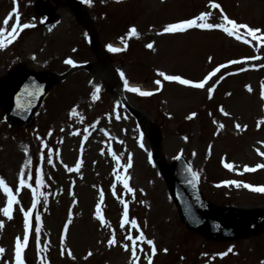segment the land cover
<instances>
[{
	"label": "rangeland",
	"instance_id": "1",
	"mask_svg": "<svg viewBox=\"0 0 264 264\" xmlns=\"http://www.w3.org/2000/svg\"><path fill=\"white\" fill-rule=\"evenodd\" d=\"M36 1L17 0L20 23L35 27L22 30L0 49V76L23 64L62 73L70 67L63 62L67 58L75 64L90 62L92 67L76 69L55 84L36 119L26 127L7 124L0 105V178L19 201L12 205V219L0 213V248L5 250L0 264H14L15 238L23 240L20 209L31 207L37 167L41 186L29 217V239L22 252L25 264H133L131 242L124 237L129 231L133 237L138 233L130 222L120 227L124 211L121 199L127 203L129 221L135 219L140 232L154 242L152 264H261L264 228L237 239L211 238L190 229L169 198L159 160L170 165L176 154H182L197 174L202 195L213 205L238 211L264 210V193L223 183L235 180L241 185L264 186V167L252 175L245 176L243 171L245 166L264 165V156L258 154L264 152V100L260 97L264 43L257 45L246 37L250 43L245 44L217 28L214 30L221 33L208 29L162 31L169 23L201 12L210 13L207 22L223 23L222 10L227 18L264 33V0H91L90 6L79 0L86 25L95 28L98 53L91 50L87 26L76 22L68 5L50 1L53 15L45 20L33 9ZM210 3L220 8H210ZM12 6V0H0V21ZM42 19L44 23H40ZM132 27L136 37L126 35ZM114 43H120L123 50L109 52L107 46ZM148 43L153 44L152 49L145 47ZM231 60L241 62L228 64ZM220 64L227 67L211 77L203 89L164 81L158 75L177 73L199 81ZM120 72L127 83L132 81L136 88L153 94L140 96L128 91ZM157 79L161 80L159 90L154 83ZM213 85L209 98L207 88ZM221 107L228 116L219 111ZM73 108L75 116L71 115ZM192 113L196 115L186 119ZM149 125L155 129L153 134ZM49 149L51 165L47 163ZM109 150L122 165L130 159V167H117ZM77 159L81 161L78 171L68 172L66 168L75 167ZM26 161L30 163L24 178L31 187L16 193ZM224 163L233 164L234 169L229 171ZM116 172L128 177L133 192L128 193L117 181ZM97 202H101L108 227L95 218ZM6 203L7 197L0 191V208ZM113 234L117 243L109 246L107 240ZM138 244L137 264H148L144 257L151 255L149 246ZM120 245H128L129 250Z\"/></svg>",
	"mask_w": 264,
	"mask_h": 264
},
{
	"label": "snow or ice",
	"instance_id": "2",
	"mask_svg": "<svg viewBox=\"0 0 264 264\" xmlns=\"http://www.w3.org/2000/svg\"><path fill=\"white\" fill-rule=\"evenodd\" d=\"M117 2H119V0H117ZM16 3H17V0H12L13 6H12L11 10L7 13V15L3 18V20L0 21V49L5 48L8 44L12 43L17 38V36L19 35V33L22 30L35 27V24H33V23H20V16H19V13H18V10L16 7ZM81 3L88 4L90 6L91 0H81ZM209 6H210V8H216V9L220 8V6L216 3H210ZM209 15H210V13L201 12L193 18L184 19V20L174 22V23H169L163 27L162 31H163V33H177V32H184L187 29H193V28H195V29H208V30L213 29V28H217V29L222 30L229 37H235L237 40H243V43H245V44L250 43L249 39H247L246 37H250L252 41H255L257 43V45L264 43V33H262L259 28L254 29V28H251L245 24L237 23L234 20L227 18V16H224L222 10H221V15L223 16V23L213 24V23L207 22ZM9 21H13L11 23L10 27H9ZM40 23H44V20L42 19L40 21ZM241 29L244 30L243 34L240 32ZM50 30L51 29H49V31ZM126 35L128 37H136L138 34H137L136 29L134 27H132V28L128 29ZM121 40L123 42L124 38L121 37ZM145 47L152 49L153 44L148 43L145 45ZM107 50L109 52H120L123 49L112 47L111 45H108ZM73 51H75V49H73ZM63 62L66 65L75 66V63L71 58H67ZM240 62L241 61H238V60H231V61H228V64H238ZM226 67H227V65H225V64L218 65L216 68H214L212 71H210L207 75H205L203 77V79L199 80L198 82H193L191 80L184 79L178 75H166L164 72H158V75L160 77H162L164 81H169V82L174 81V82H177L181 85L189 86L191 88L203 89V88H205L206 83L209 81V79L211 77H213L216 73L220 72L221 69L226 68ZM120 78L122 80H124L123 72H120ZM223 78H224L223 76L220 77L221 80ZM154 83L157 85V90H159V86L161 85V80L157 79L154 81ZM217 83H219V80L217 81ZM124 86L128 91L138 93L140 96H150L153 94L152 92H149V91H141L140 89H138L136 87H129L126 80H124ZM214 87H215V85H213V87L207 88V93H208L209 98H211V96H212ZM25 90L27 91V89H25ZM98 91H99L98 88L95 91H93V93H92L93 99H96V93ZM248 91H251L250 87L248 88ZM260 97L262 100H264V84L261 85ZM219 111L225 116L229 115L227 112H224L222 107L219 109ZM71 115H73V116L76 115V109L75 108H73L71 110ZM195 115H196L195 113H192L190 116L186 117V119H191ZM214 123H215V121H214ZM94 126L95 125H92V127H94ZM220 127H223V125H221ZM236 128L239 129L240 125L237 124ZM85 131H87V130H85ZM105 135H107V133H105ZM86 138H87V136H85V139ZM48 153L49 154L47 156V163L49 165H51L53 163L51 149L48 150ZM109 154L112 155L113 160H115L117 162V167H119V168L130 167V164H131L130 159H129L128 164L122 165L119 163L118 157L116 155L112 154L110 150H109ZM258 154L264 156V152H260ZM57 155H58V153H57ZM149 162H151V159L149 160ZM29 163H30V161H26L25 165L21 166L20 173H19V185L16 187V190H15L16 193H19V191L22 187L23 188L31 187L27 183V180L24 178V169L27 166V164H29ZM80 165H81V161L79 159H77V161L75 163V167H67L66 170L70 173L78 171ZM224 167L227 168L229 171H232L234 169V165L231 163H224ZM262 167H264V165H262V164H257L255 166V168H250L248 166H245L243 171L244 172H252V171H255L257 168H262ZM186 170L191 175L192 181H195L197 179V174L195 172L191 171L190 166H188L186 168ZM114 171H115V169H114ZM116 179L120 184L123 185V188L128 193L133 192V189L128 184V177L127 176L123 175L122 173L116 172ZM35 183H36V187L32 189L31 207H29L26 211L23 208L20 209V211L23 213V240L21 241L20 237L15 238V249H14L15 261H14V264H25V262L22 258V252L28 244L29 227H30L29 217L32 214L33 209H35V207H36L38 189L41 186L40 169L38 167L35 170ZM223 183L225 185L232 184V185H235L236 187L243 186L244 188L249 189L250 191L264 193V186H252V185L247 184V183H244L243 185H241L240 181H235V180H227V181H223ZM217 186H219V185H217ZM0 191H2L4 193V195L7 197V203L3 208H0V213H2L8 219H12V205L19 203V201L16 199V196L13 194L12 189L9 188V186L6 184V182L4 181L3 178H0ZM100 199H101V201L103 200V192L100 193ZM75 202L76 201L73 200V203H75ZM120 203L124 206L123 215H122V218L120 220V227L124 228V226L130 222L132 229H135L136 232L138 233L137 235H135L133 237L131 235V231H129V234L124 237L125 240H128L131 242L130 251H131V258H132L133 264H137V261L140 259V257L137 255V249L139 248L138 242H142V243L149 246L151 255H145L144 258L147 260L148 264H152L151 256H154L156 254V248H155L153 240L146 239L144 234L142 232H140V229H139L135 219H132L131 221H129L127 203L122 199L120 200ZM101 208H102L101 202H97L95 205V213H94L95 218L100 222L101 226L108 227L109 226L108 222L104 219V217L102 215ZM2 226H3L2 223H0V227H2ZM67 227H68V225L65 224L64 225L65 231L67 230ZM35 230H36V237H37V247H39V230H40V217H39V215H37L35 217ZM63 239H64V236L62 234L61 235V242H63ZM116 243H117V241H116L115 236L113 234V236L107 240V244L109 246H114V245H116ZM120 246L122 248H124V250H126V251L129 250L128 245H120ZM139 250L141 252H143L142 248ZM4 251L5 250L3 248H0V254H3ZM163 251L166 252L167 249H164ZM228 252H232V248H229ZM68 255L71 257L70 251L68 252ZM219 255L221 257H223L224 255H227V253H219ZM88 256H91V252L88 253ZM42 264H44L43 261H42ZM261 264H264V261H262Z\"/></svg>",
	"mask_w": 264,
	"mask_h": 264
},
{
	"label": "water",
	"instance_id": "3",
	"mask_svg": "<svg viewBox=\"0 0 264 264\" xmlns=\"http://www.w3.org/2000/svg\"><path fill=\"white\" fill-rule=\"evenodd\" d=\"M31 73H26L22 77H16L11 83L5 86L7 92H11L6 109V118L19 125H24L30 121L35 114L36 105L40 98L37 96L27 104L21 99L22 90L20 84L25 79H30ZM33 77L41 83H45V88L49 84L50 78L42 73H35ZM18 91L19 95L14 98L13 94ZM28 94L31 89H27ZM13 97V99H12ZM30 107L28 104H30ZM178 166L172 168L163 167L164 174L169 182L172 198L177 203L179 211L185 221L192 227H203L209 235L222 236H244L264 224V219L259 220L261 212L253 211L243 214L240 218L233 216L230 211L215 209L207 205L199 196L197 185L192 181L191 175L184 168L181 174L177 170Z\"/></svg>",
	"mask_w": 264,
	"mask_h": 264
},
{
	"label": "bare ground",
	"instance_id": "4",
	"mask_svg": "<svg viewBox=\"0 0 264 264\" xmlns=\"http://www.w3.org/2000/svg\"><path fill=\"white\" fill-rule=\"evenodd\" d=\"M108 74V73H107Z\"/></svg>",
	"mask_w": 264,
	"mask_h": 264
}]
</instances>
